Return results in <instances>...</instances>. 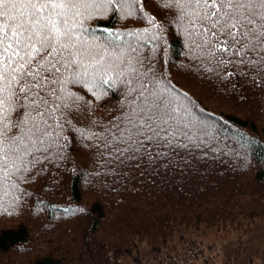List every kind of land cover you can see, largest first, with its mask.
<instances>
[{
    "label": "snow or ice",
    "instance_id": "6c2138e0",
    "mask_svg": "<svg viewBox=\"0 0 264 264\" xmlns=\"http://www.w3.org/2000/svg\"><path fill=\"white\" fill-rule=\"evenodd\" d=\"M141 0H0V211L28 196L21 185L59 168L83 142L98 180L113 191L182 186L214 144L191 98L170 81L167 44ZM183 42L181 65L241 99L264 95V0H161ZM137 17L148 27L122 31L100 20ZM168 56V48H163ZM115 97L104 119L92 102ZM87 121V123H85ZM132 185L133 189H129ZM65 211H69L66 209Z\"/></svg>",
    "mask_w": 264,
    "mask_h": 264
},
{
    "label": "trees",
    "instance_id": "16d2710c",
    "mask_svg": "<svg viewBox=\"0 0 264 264\" xmlns=\"http://www.w3.org/2000/svg\"><path fill=\"white\" fill-rule=\"evenodd\" d=\"M160 4L161 0H141L137 7L165 25L162 35L167 44L159 45L160 64L168 60L171 83L191 98L195 117L214 126V144L220 151L210 156L216 159L202 164L200 172L191 174L179 187L157 182L113 191L97 179L83 142L73 141L67 160L58 169L21 185L28 196L17 194L18 202L11 207L5 201L0 220L23 221V216L28 220L0 229V264H142L144 246L168 254L166 249L172 247L179 231L200 224L238 229L244 222L264 216V129L255 123H264V95L245 88L246 99H241L223 85L182 68L187 63L183 42ZM97 25V35H103L105 26L122 31L148 27L137 17L110 18L94 22L93 26ZM164 47L168 48L167 58ZM79 91L92 102L94 118L104 119L114 109L115 97L95 100ZM212 94L241 99L240 108H231L232 114L209 109L201 100ZM245 104L256 110L255 117L253 113L245 118L239 115ZM83 195L93 201L88 204ZM184 248L185 254L178 257L190 263L186 252L192 249ZM14 252L20 260L6 261Z\"/></svg>",
    "mask_w": 264,
    "mask_h": 264
},
{
    "label": "rangeland",
    "instance_id": "374dc122",
    "mask_svg": "<svg viewBox=\"0 0 264 264\" xmlns=\"http://www.w3.org/2000/svg\"><path fill=\"white\" fill-rule=\"evenodd\" d=\"M181 84L189 89L182 81ZM201 102L209 109L232 114L231 108H240L241 99H226L221 98V95L218 97L216 94H212V96L202 97ZM240 110H238L239 115H242L243 118L256 112L248 104H245ZM253 116L255 117V114ZM255 123L258 128L264 129V123H259L257 120ZM83 200L88 204L93 201L85 195H83ZM21 218L23 221L21 219L0 220V229L13 227L21 221L26 223L28 220L26 216ZM30 224L32 225V223ZM171 243L174 245L167 247L166 251L174 260H171V257L164 252H153L151 248L144 246L142 264H264V216L244 222V225L238 229L200 224L196 228L177 232ZM184 246L192 249V252H186L190 263L182 262L178 257V254L181 257L185 254ZM19 256L16 252L11 253L10 258L6 261L18 262ZM1 257L3 259L8 256Z\"/></svg>",
    "mask_w": 264,
    "mask_h": 264
}]
</instances>
